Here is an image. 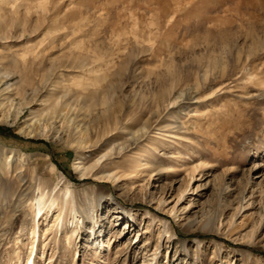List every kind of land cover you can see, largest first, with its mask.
Masks as SVG:
<instances>
[{"label":"rangeland","instance_id":"1","mask_svg":"<svg viewBox=\"0 0 264 264\" xmlns=\"http://www.w3.org/2000/svg\"><path fill=\"white\" fill-rule=\"evenodd\" d=\"M0 127V264H264V0H0Z\"/></svg>","mask_w":264,"mask_h":264},{"label":"bare ground","instance_id":"2","mask_svg":"<svg viewBox=\"0 0 264 264\" xmlns=\"http://www.w3.org/2000/svg\"><path fill=\"white\" fill-rule=\"evenodd\" d=\"M68 192H69V190L65 189V190H64V195H67ZM42 196H43V195L40 193V196H39L40 198L37 199V203H38V204H42V203H43ZM106 197L109 198V195L107 194ZM54 201H55V200H52L50 203H51V204H54ZM38 204H37V205H38ZM38 206H39V205H38ZM37 212H38V213L40 212V207L37 209ZM101 231H102V230H99V233H100ZM101 235H102V234H101ZM88 238H89V237H88ZM97 239H98V238L93 237V238L91 239V242H92V243H93V242H98L97 244H99V243H100V240L97 241ZM86 240H87V239H86ZM89 241H90V240H89ZM85 242H87V241H85ZM94 244H95V243H93V245H94ZM91 245H92V244H91ZM95 245H96V244H95ZM32 251H33V249H31L30 257L28 258L26 264H33V260H32V259H34V258H31Z\"/></svg>","mask_w":264,"mask_h":264},{"label":"trees","instance_id":"3","mask_svg":"<svg viewBox=\"0 0 264 264\" xmlns=\"http://www.w3.org/2000/svg\"><path fill=\"white\" fill-rule=\"evenodd\" d=\"M0 128H1V129H4V130H5V129H8V128H6V127H0Z\"/></svg>","mask_w":264,"mask_h":264}]
</instances>
